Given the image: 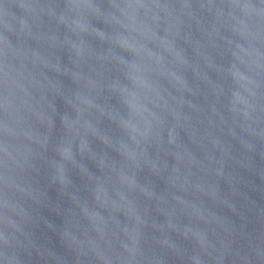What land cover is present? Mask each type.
<instances>
[{"label":"water","instance_id":"1","mask_svg":"<svg viewBox=\"0 0 264 264\" xmlns=\"http://www.w3.org/2000/svg\"><path fill=\"white\" fill-rule=\"evenodd\" d=\"M0 264H264V0H0Z\"/></svg>","mask_w":264,"mask_h":264}]
</instances>
